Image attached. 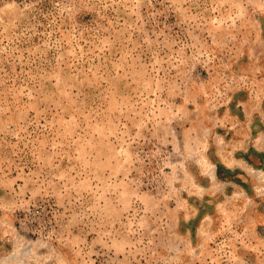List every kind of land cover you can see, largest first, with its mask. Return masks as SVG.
Wrapping results in <instances>:
<instances>
[{"label": "rangeland", "instance_id": "rangeland-1", "mask_svg": "<svg viewBox=\"0 0 264 264\" xmlns=\"http://www.w3.org/2000/svg\"><path fill=\"white\" fill-rule=\"evenodd\" d=\"M0 264H264V0H0Z\"/></svg>", "mask_w": 264, "mask_h": 264}]
</instances>
